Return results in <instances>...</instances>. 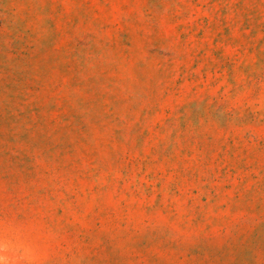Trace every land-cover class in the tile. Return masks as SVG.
<instances>
[{
    "label": "rangeland",
    "instance_id": "rangeland-1",
    "mask_svg": "<svg viewBox=\"0 0 264 264\" xmlns=\"http://www.w3.org/2000/svg\"><path fill=\"white\" fill-rule=\"evenodd\" d=\"M3 264H264V0H0Z\"/></svg>",
    "mask_w": 264,
    "mask_h": 264
},
{
    "label": "clouds",
    "instance_id": "clouds-1",
    "mask_svg": "<svg viewBox=\"0 0 264 264\" xmlns=\"http://www.w3.org/2000/svg\"><path fill=\"white\" fill-rule=\"evenodd\" d=\"M0 264H3V262H2V261H0Z\"/></svg>",
    "mask_w": 264,
    "mask_h": 264
}]
</instances>
